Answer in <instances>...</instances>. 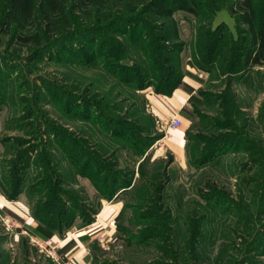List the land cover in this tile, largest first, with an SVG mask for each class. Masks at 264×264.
<instances>
[{"label":"rangeland","instance_id":"374dc122","mask_svg":"<svg viewBox=\"0 0 264 264\" xmlns=\"http://www.w3.org/2000/svg\"><path fill=\"white\" fill-rule=\"evenodd\" d=\"M239 1L195 0L197 14L179 9L171 16L178 38L160 59L170 58L177 74L185 64L208 74L214 114L190 120L188 141L176 153L160 145L163 134L146 111L153 86L139 90L126 81L150 70L155 54L148 44L161 21L142 13L140 23L118 33L107 23L124 14L119 3L77 7L67 0L63 21L52 20L50 33L32 45L14 36L22 33L8 23L10 0H0V264H55L21 232L29 230L20 205L62 238L100 209L93 197L102 177L124 188L123 208L110 237L94 233L89 264H264V61L238 67L232 79L220 69L231 50L241 58L248 47ZM215 38L221 47L212 70L192 65L201 59L200 42ZM227 80L230 95L246 107L236 114L229 106L224 120L235 125L229 131L214 120L215 95ZM220 133L238 141L210 156L208 141Z\"/></svg>","mask_w":264,"mask_h":264},{"label":"trees","instance_id":"16d2710c","mask_svg":"<svg viewBox=\"0 0 264 264\" xmlns=\"http://www.w3.org/2000/svg\"><path fill=\"white\" fill-rule=\"evenodd\" d=\"M76 6L85 5L89 3H108L114 2L119 3L124 10L123 15L113 16L112 20L107 23V26L111 28V31L124 33L125 30H121L123 25L130 22L138 24L142 13H151L150 18L154 21H161L158 29L159 34H155L152 38V43L148 44L151 47L152 52L155 54L154 58L151 60L149 67L150 70H143L142 72H135V75L144 74L138 80L130 82L128 79L127 83L132 85L134 89L142 90L148 86H153L156 93H161L168 95L171 93L172 89L180 83L181 73H175L173 66L170 63V58L163 55V59H160V52L164 51V47L168 45L169 41L178 38V31L174 24L171 22V16L174 11L183 9L192 14H197V4L195 0H189V2H182V0H75ZM67 0H10V10L6 15L8 23L12 26V30H19L22 34H15L20 41L32 43V45L38 44L41 37H45L50 33L49 24L52 22L57 23L62 22V16L67 13ZM264 5V4H263ZM143 9V10H142ZM264 6L257 4L256 0H240L238 3V17L240 21L246 26L244 32L248 34V47L246 48L244 54L241 58L233 56V51H230V57L224 59V64L221 63V74L230 75L233 77L235 70L243 66L245 69H249L254 65H262L264 61ZM210 22H208L209 24ZM33 25V26H32ZM44 25V27H43ZM47 25V26H46ZM29 26H32L30 30H26ZM68 26V24L66 25ZM64 27H60L55 30L59 33ZM66 28V27H65ZM164 28V29H162ZM24 30V31H23ZM54 32V34H55ZM39 35V38H38ZM149 37V36H148ZM139 39L137 38L136 41ZM217 38L215 40L208 42L204 39L203 42L199 44V51L201 59L191 62L192 65L197 67H203L204 70L209 71V64L212 65L214 60V55L218 50L220 52V46L216 44ZM40 44V43H39ZM142 48V47H141ZM235 57V58H234ZM160 60V61H159ZM144 69V68H143ZM212 70V69H211ZM155 71V72H154ZM232 79V78H231ZM129 81V82H128ZM230 81L227 80V86L224 90L215 95V101L218 108L220 109L218 118L215 117V123L219 125V128H226L229 130H235V125L227 120L228 108L230 105L233 106L235 113H243L240 102L238 101L237 95L233 93L230 95ZM153 122L151 121V124ZM234 129H232V127ZM245 125H243L244 127ZM197 136V134H195ZM208 141V152L212 156L215 151L221 148L223 144H226L230 139L238 141L236 137L227 133H220L216 136L210 137ZM200 141V140H195ZM247 141V140H246ZM204 143V141H202ZM206 154V155H207ZM101 176V175H100ZM105 177V176H104ZM102 181L104 185L99 186L96 184L97 189L103 195V197L110 198L118 189L116 183L108 180V178H103ZM104 187V188H103ZM48 213H53L52 209H46ZM64 208L58 213L63 214ZM120 214V212H119ZM119 214L116 216L118 218ZM51 215V214H50ZM86 224L85 222H83ZM62 229H66V226H60ZM52 227L47 225H37L36 231H32L44 237H49L51 235Z\"/></svg>","mask_w":264,"mask_h":264},{"label":"crops","instance_id":"0c3cea01","mask_svg":"<svg viewBox=\"0 0 264 264\" xmlns=\"http://www.w3.org/2000/svg\"><path fill=\"white\" fill-rule=\"evenodd\" d=\"M207 77L208 74L206 72H201L189 64H185L181 73L180 83L172 89L170 94L165 95L153 91L145 93L147 101L146 111L153 119V128L159 132V138L163 134L160 145L166 143L170 149L172 148L176 153H181L188 141L187 134L191 132L188 126L190 120L195 119L194 116L197 117V120L203 117L209 120L213 119L214 114L208 107L210 103L212 104L209 94L213 92V88L211 89L208 86V80L205 81ZM212 83L213 81L209 80V84ZM244 109L246 107L243 106L242 110ZM173 115H177L181 119L182 126L170 130L166 127V123ZM170 132L175 134V138L166 141ZM123 190L124 188L117 189L110 198L103 197L101 193H96L97 196L94 194L93 198L100 205V209L94 218L86 224L77 221L64 231L63 237L65 239L62 251L74 259L76 264H89L94 259L92 251L95 250L94 233L96 231H99L104 236L105 234L108 237L111 236L110 233L114 231V220L123 208V202L120 197ZM94 192L96 191L94 190ZM16 200L14 203H17ZM9 204L11 205L12 203ZM19 210L23 215L20 217L24 219V227L31 232L36 231L37 225L29 213L28 205L26 203L21 204ZM47 232L51 233L50 236L59 237L52 231Z\"/></svg>","mask_w":264,"mask_h":264},{"label":"built area","instance_id":"2783aa9c","mask_svg":"<svg viewBox=\"0 0 264 264\" xmlns=\"http://www.w3.org/2000/svg\"><path fill=\"white\" fill-rule=\"evenodd\" d=\"M181 124V119L177 115H173L166 123V127L168 129H176ZM9 222V220L4 219L5 228L12 230L15 224H10ZM21 232L26 233L29 241L41 252L46 254L55 264H76L74 259L62 251L65 238H55L54 236L44 237L31 231L26 232L25 230H21Z\"/></svg>","mask_w":264,"mask_h":264}]
</instances>
